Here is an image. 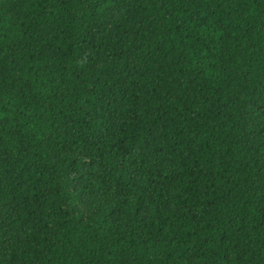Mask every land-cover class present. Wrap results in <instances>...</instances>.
<instances>
[{
	"label": "trees",
	"instance_id": "trees-1",
	"mask_svg": "<svg viewBox=\"0 0 264 264\" xmlns=\"http://www.w3.org/2000/svg\"><path fill=\"white\" fill-rule=\"evenodd\" d=\"M0 264H264V0H0Z\"/></svg>",
	"mask_w": 264,
	"mask_h": 264
}]
</instances>
